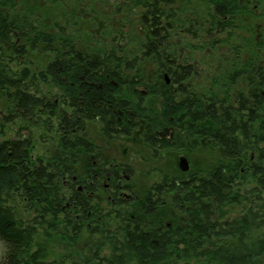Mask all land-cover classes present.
I'll list each match as a JSON object with an SVG mask.
<instances>
[{
	"label": "trees",
	"instance_id": "obj_1",
	"mask_svg": "<svg viewBox=\"0 0 264 264\" xmlns=\"http://www.w3.org/2000/svg\"><path fill=\"white\" fill-rule=\"evenodd\" d=\"M138 120L221 153L170 227L98 222L64 185L87 123ZM0 244V264H264V0H0Z\"/></svg>",
	"mask_w": 264,
	"mask_h": 264
},
{
	"label": "flooded vegetation",
	"instance_id": "obj_2",
	"mask_svg": "<svg viewBox=\"0 0 264 264\" xmlns=\"http://www.w3.org/2000/svg\"><path fill=\"white\" fill-rule=\"evenodd\" d=\"M165 82L166 84L169 83L166 78ZM98 125L100 126V124ZM130 126V130L123 134L118 133L121 131L120 128H110L109 133L101 131V134L106 140H113L119 136H126L130 138L135 133L149 148L150 153L153 156H163L164 152L167 151L178 153L195 149L192 148L190 143L184 142L185 134L183 127H179L173 122L169 121L163 123V125H154L147 121L138 120L134 124L131 123ZM85 127H83L81 131H83ZM81 134L84 141H89L92 143L89 138L83 135V132H81ZM92 145L93 151L90 153L91 155H93L94 152L98 150L97 146H95L93 143ZM81 151L85 152L83 149ZM84 156L88 157L87 155ZM67 157L70 158V154L67 155ZM97 157V164L96 162H92L90 165H87L86 163L82 166V169L80 170L82 176L80 182H76L74 179L73 182H70L68 179L64 180V185L67 187V189H70V191H76L84 197L91 199L92 202H90L91 205L89 208L90 210L88 211V216L94 215L98 222H101L100 216L105 215H109L111 218L118 219L119 213H121V216L123 215L128 217L133 221H139L136 216H133L128 212V208L132 205V203L138 200L131 187L128 185V181H130L131 176L130 169L123 163H116L114 160L105 161L100 155ZM181 160L186 162L184 156L178 157V161L181 162ZM192 173H198V171L189 172V169H181L180 175H164L159 180V182L154 183L144 195L142 200L143 205L140 206L143 217H159L157 214L159 209L165 207L167 204H170L175 208L174 219L172 222L164 221L161 223V225L154 224L150 221L139 222L152 228L157 226L170 227V225L174 223L177 218V205L174 199L180 191L178 184L181 182L180 180H185V178L190 176ZM70 191L69 193L71 194ZM74 204L75 201L72 203V205ZM72 205L67 201L62 209L68 210ZM94 205L98 206V211L92 210L91 206ZM92 224H94V222L88 220L86 222L85 229L89 230Z\"/></svg>",
	"mask_w": 264,
	"mask_h": 264
},
{
	"label": "rangeland",
	"instance_id": "obj_3",
	"mask_svg": "<svg viewBox=\"0 0 264 264\" xmlns=\"http://www.w3.org/2000/svg\"><path fill=\"white\" fill-rule=\"evenodd\" d=\"M83 135L91 140L97 146L98 150L91 155V152H80L77 154L71 153L70 158L75 162L79 170L87 163H98V155L104 158L105 161L114 160L116 163L125 164L131 171L129 187L138 200L128 208L129 214L136 216L141 222H153L160 224L164 221L172 222L174 219L175 208L170 204L160 208L158 216L143 217L142 200L147 190L164 175L177 176L180 175L181 169L179 167V156H184L186 160V168L189 172H197L199 170H207L211 167L214 161L221 155L219 149L211 148L207 143H200L194 150H186L182 152H164L163 156H153L149 148L140 139L137 134H133L130 138L126 136H119L113 140H106L100 130V126L96 123H88L82 131ZM124 151V152H123ZM87 155L88 157H85ZM104 162V161H102ZM87 239V236H83ZM2 253V246L0 244V256Z\"/></svg>",
	"mask_w": 264,
	"mask_h": 264
},
{
	"label": "water",
	"instance_id": "obj_4",
	"mask_svg": "<svg viewBox=\"0 0 264 264\" xmlns=\"http://www.w3.org/2000/svg\"><path fill=\"white\" fill-rule=\"evenodd\" d=\"M186 162L184 161V160H181V163H180V167H181V169L182 170H186L187 168H186Z\"/></svg>",
	"mask_w": 264,
	"mask_h": 264
}]
</instances>
